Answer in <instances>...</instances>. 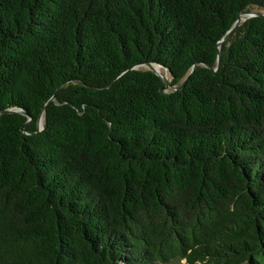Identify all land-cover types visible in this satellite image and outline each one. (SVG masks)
<instances>
[{
  "label": "trees",
  "instance_id": "1",
  "mask_svg": "<svg viewBox=\"0 0 264 264\" xmlns=\"http://www.w3.org/2000/svg\"><path fill=\"white\" fill-rule=\"evenodd\" d=\"M241 10L0 0V264H264V16L217 46Z\"/></svg>",
  "mask_w": 264,
  "mask_h": 264
},
{
  "label": "water",
  "instance_id": "2",
  "mask_svg": "<svg viewBox=\"0 0 264 264\" xmlns=\"http://www.w3.org/2000/svg\"><path fill=\"white\" fill-rule=\"evenodd\" d=\"M255 15H259V16H264V11H261V10H241L238 14V17L237 19L235 20L233 26L227 30V32L225 33V35L222 37V39L217 43V46H219L220 42L222 40H224L228 35L229 33L236 27V25L240 22L241 19H243L244 17H249V16H255ZM146 65L148 66V68H150L151 70H153L157 75H159L162 80L164 81L165 85L168 84V80L167 78L165 77V75H163L153 64L151 63H146ZM215 70V68H214ZM183 82L177 86H175V88H180L182 86ZM51 98H53V96H51ZM50 98V99H51ZM49 99V100H50ZM47 104V103H46ZM5 111H11V109H7ZM43 111V110H42ZM20 113L24 114V115H27V121L30 120V116L25 112V111H22V110H19ZM42 113L43 112H40V115L37 119V122H36V130L35 132L39 131L41 129V122H42ZM26 121V122H27ZM23 130V126L21 128Z\"/></svg>",
  "mask_w": 264,
  "mask_h": 264
},
{
  "label": "rangeland",
  "instance_id": "3",
  "mask_svg": "<svg viewBox=\"0 0 264 264\" xmlns=\"http://www.w3.org/2000/svg\"><path fill=\"white\" fill-rule=\"evenodd\" d=\"M162 70V69H161ZM163 71V70H162ZM164 72V71H163ZM166 75V74H165ZM176 264H186L185 262H184V260H181L179 263H176Z\"/></svg>",
  "mask_w": 264,
  "mask_h": 264
},
{
  "label": "bare ground",
  "instance_id": "4",
  "mask_svg": "<svg viewBox=\"0 0 264 264\" xmlns=\"http://www.w3.org/2000/svg\"><path fill=\"white\" fill-rule=\"evenodd\" d=\"M155 67H156V68H157L162 74H164L160 67H157V65H155Z\"/></svg>",
  "mask_w": 264,
  "mask_h": 264
}]
</instances>
